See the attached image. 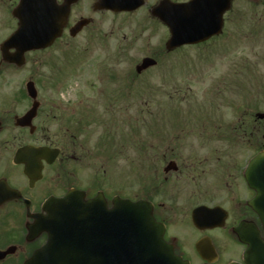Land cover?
Instances as JSON below:
<instances>
[{"label": "flooded vegetation", "instance_id": "obj_1", "mask_svg": "<svg viewBox=\"0 0 264 264\" xmlns=\"http://www.w3.org/2000/svg\"><path fill=\"white\" fill-rule=\"evenodd\" d=\"M22 1L29 3V26L37 29L42 25L48 30L63 26V30L46 50L26 54L23 66L11 60L15 50L4 54L0 44V254H4L0 264H26L32 259L48 240V234H37L35 227L47 226L55 211L65 210L57 202L75 191L83 192L87 200L103 192L111 211L116 208V198L150 202L154 217L165 228V241L190 264H246L248 246L240 241L236 230L247 223L264 237L260 218L249 205L257 192L247 179L250 162L264 152V118L260 117L264 113L241 107L237 80L230 83L233 92L229 93L239 94L238 104H226L228 88L222 91L223 83L218 85L215 97L210 90L202 92L208 107L189 108L182 113L186 125L177 135L175 119L168 117L166 124L162 121L167 115L164 112L171 116L172 110L161 108L159 101L154 145L146 146L144 139L139 147L129 145V135L141 126L129 125L125 119L112 131L116 120L111 114H118L114 106L132 94L138 93L141 98L153 95L156 100H171L180 94L173 75V53L220 48L228 26L234 32L240 30L243 14L237 8L238 0H233L232 9L223 16L220 11L225 2L220 0H0V19L6 14L7 21L14 23L6 28L12 30L10 35L19 27L14 13ZM249 15L254 21L264 19L262 12ZM33 16H42V22L33 20ZM221 23V32L204 43L169 48L173 33L189 34L195 26ZM61 51L95 53L93 59L85 57L86 64L95 71L90 81L83 83L78 62L49 58ZM140 51L150 54L140 61H130V52ZM36 53L47 58L30 65L29 56ZM146 58L154 59L156 64L140 71ZM40 67L41 90L37 77ZM21 72L28 75L17 77ZM152 72L158 80L154 87L143 82ZM29 83L36 85L37 92H29ZM127 85L129 94L124 91ZM68 87L75 89L69 91ZM95 94L112 100V111H104L107 116L97 111ZM192 95L195 93L190 88L187 96ZM99 129L98 144L91 147L83 141L92 131L98 135ZM131 136L136 137V133ZM117 143L120 145L115 147ZM131 147L138 153L130 156ZM116 163L122 167L113 170ZM131 163L140 164V177L146 171L141 164L152 167L155 176L151 191L139 177L140 194L135 199L126 193ZM132 171L136 172L135 165ZM101 174L106 188L100 184ZM208 175L217 178L210 181L209 189L197 191L204 198L196 197V204L186 207L187 201L177 198L180 191L176 181L185 179L200 186ZM167 192L169 202H153L145 196L162 197ZM202 207L214 211L198 227L193 213ZM109 217L113 222L112 212ZM200 243L202 253L198 250Z\"/></svg>", "mask_w": 264, "mask_h": 264}, {"label": "rangeland", "instance_id": "obj_2", "mask_svg": "<svg viewBox=\"0 0 264 264\" xmlns=\"http://www.w3.org/2000/svg\"><path fill=\"white\" fill-rule=\"evenodd\" d=\"M237 8L243 15H249L251 12L257 10L259 12H264V6L255 7V4H252L249 0H238ZM3 14V12H2ZM4 15V14H3ZM1 18V17H0ZM246 18V19H245ZM249 18V17H248ZM1 20V19H0ZM7 15L3 17L0 25V44H2L10 35L12 30H8L6 28L9 25H14V23L9 19L7 21ZM6 23V26L4 25ZM256 25H254L250 19H247V16H244L240 21V30L234 32L232 27H227L225 34V41L223 45L216 49H188L184 51H178L173 53L172 60L175 61V67L173 68V75L175 79V83L177 84V88L180 94L175 96L173 99H161L156 100L153 95H149L147 97L141 98L137 94H132L129 97H124L123 100L118 101V104L114 106L115 110L118 114H113L114 120H116V125L114 124V120L111 122L112 131H115L117 126H122L126 121H128L129 125H140L141 128H137L133 130V134L136 133V137H132L129 135V140L127 143L129 145L133 144L139 147L143 139L145 140V145L148 146L150 144H156V113L155 109L159 105V101L161 102L160 107L165 109H171L172 115L169 116L167 112L166 116H162L163 124H166L168 117L170 119H175V129L176 135L179 131L185 128L186 120L185 116L182 118L181 114L185 113L189 108H204L206 106V101L202 98V92L210 90L209 93L213 96L216 93L218 85L222 84L221 90L226 92L228 88V92L225 95L226 104L227 102L231 107H234V103H239L237 100L240 98L239 94L234 96L229 92H233L232 83L237 80L238 85L240 86L239 92L241 93V107H249L251 109L256 110V112L264 113V19L262 21H256ZM150 54L149 52H130V61H140L145 55ZM53 56L49 57L50 59H60L62 61L71 59L75 62H78L79 66L82 69V81L83 83L90 81V77L94 76V72L92 70V66H88L86 64L87 59H93L91 56L95 55V53L88 52L84 54L82 52H57L52 53ZM30 60L32 63L30 65H34V61H42L47 57L42 53H36L30 55ZM87 57V59L85 58ZM203 59V60H202ZM208 62H205V61ZM177 61V62H176ZM190 62V63H189ZM64 68V64L61 65ZM192 71H195L192 73ZM30 74V73H29ZM28 75L26 72H21L17 74V77H23ZM43 67H40L39 72L37 73L38 87L41 90L43 87ZM102 75V73L100 74ZM157 76L155 72L149 73L143 79L144 84H149L151 87H154L157 83ZM154 85V86H153ZM82 87V86H81ZM192 88L195 95L187 96V92ZM74 88H69L67 90L72 91ZM86 92L89 90L84 89ZM108 89H105L107 91ZM125 92H128V85L125 86ZM138 92V90H135ZM246 93V96H245ZM243 97V99H242ZM96 98V107L97 111L103 115L105 114L106 108H109L112 111V100L107 98H101L95 94ZM251 101L248 105L246 102ZM123 102V103H122ZM120 110H119V109ZM179 110L183 112H178ZM111 118V116H110ZM102 122L106 123L104 119ZM100 127L97 126L96 129ZM144 128V130H143ZM100 130L98 135L92 133H88L83 141L85 143H89L91 147H93L96 143L98 144V140L100 139ZM132 130V129H131ZM120 145V143L115 144V147ZM142 147V146H141ZM150 147V146H149ZM149 147H146L147 150ZM144 149V147H142ZM137 150H133L132 147L130 149V156L135 155ZM102 160V158H100ZM122 164V163H121ZM98 167H101V163L97 164ZM96 165V166H97ZM136 167V172L132 171L133 166ZM140 164H129L130 172L129 173V181L130 187L126 190L129 197L135 199L138 193V183L140 175H137L138 167ZM146 168L144 176L140 177L148 191H151V188L154 184V172L152 167L148 168L147 165L141 164ZM114 169L120 168L116 164H113ZM95 167V166H94ZM85 170L82 169V172ZM99 175V174H98ZM97 182H100L101 186L106 188L105 180L102 177V174L99 176ZM217 177L208 175L205 180H201L200 186H195L191 182H186L183 179V182H178V189L180 192L177 193V198L182 199L183 201H187L185 206L196 204V197L203 194L202 192H197L199 189H209L211 187L210 181L216 180ZM175 184L173 180L171 182V186ZM219 194V193H218ZM149 198V200L153 202H169L170 193H164L159 197L152 195H145ZM205 197H209V195H205ZM181 200V201H182Z\"/></svg>", "mask_w": 264, "mask_h": 264}, {"label": "water", "instance_id": "obj_3", "mask_svg": "<svg viewBox=\"0 0 264 264\" xmlns=\"http://www.w3.org/2000/svg\"><path fill=\"white\" fill-rule=\"evenodd\" d=\"M227 3L228 11L231 0H227ZM28 4L26 1L22 2L15 12V16L20 20L19 29L3 44L4 53L15 49L17 56L14 60L22 62L27 52L48 48L62 32V27L48 30L29 26ZM67 16L68 12L65 19ZM39 19L42 20V16H39ZM221 28L222 25L195 26L193 34L182 37L177 35L180 39L175 38L174 42L177 43L173 45L171 43L172 48L207 40L220 32ZM29 30L32 31L29 33ZM22 62L19 65H22ZM154 65V60L146 59L141 69ZM35 91L34 84L30 83L29 92ZM263 159L264 154L255 158L253 167L260 166ZM105 203L102 194L92 201L84 200V195L79 197L69 194L62 200V204L67 207L66 210L57 211V216L50 220V225L43 230L49 234L47 245L27 264H187L181 258H177L163 241V234L152 214V206L148 203L123 202L124 206L115 211L113 222L107 220L106 214L109 212L107 208L94 206ZM252 206L255 207L264 226V187L259 189L258 197ZM199 219H202L201 210L194 214L196 223ZM122 223L124 239L123 242H119L117 231L119 226L122 228ZM112 228L113 237L111 232L107 233ZM122 244L123 249L119 250L118 246ZM250 253L254 264H264V241L254 242Z\"/></svg>", "mask_w": 264, "mask_h": 264}]
</instances>
